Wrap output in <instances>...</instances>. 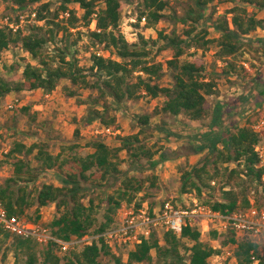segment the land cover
<instances>
[{
  "label": "trees",
  "instance_id": "1",
  "mask_svg": "<svg viewBox=\"0 0 264 264\" xmlns=\"http://www.w3.org/2000/svg\"><path fill=\"white\" fill-rule=\"evenodd\" d=\"M124 1L134 0H60L59 9L52 13L51 4L44 3L43 0H0V3L16 6L17 10H27L38 5L33 12L36 14L35 24L45 21L49 27V37L46 38L43 34L46 25H33L27 32L22 27L14 32L8 25L0 26V56L12 47H21L39 62L34 65L26 61L21 66L23 73L19 82L0 77V99L22 91L43 90L51 94L63 80H70L72 86H65L64 91L71 98H81L80 90H91L99 94L96 97L91 95L90 102H82L88 105V114L84 117L85 126L99 122L102 127L120 131L112 108L122 107L129 101H139L144 97L165 98L163 106L157 109L159 115H184L189 120L198 122L212 116L210 129L199 135V145L195 148L196 154L209 152L210 156L201 163L188 164L187 168L180 167V193L202 197L205 190L214 188L213 182L223 177L226 180L222 187L224 200L210 203L214 211L228 214L250 208L253 204L264 207L248 197V192L254 189L258 191L257 187L262 186L264 191V167L260 166V159L255 151L256 146L264 140V132L257 133L254 130L256 123L264 118V109L250 114L243 126L237 120L231 127H225L224 117L227 114L235 116L232 107L224 101H218L213 112L208 108V97L217 94V83L206 77L202 62L182 60L191 48L207 51L212 44L217 43L220 48L217 56L228 66L225 73L248 76L250 73L245 66L244 75H240L234 59L250 55L262 62L264 37L254 39L252 34L258 28H264V19H260L255 12H250L249 5L256 12L263 11L264 0H229L236 3L230 11L231 20L228 16L220 17L213 25L221 33L218 39L209 38L210 31L202 23L212 0H192L195 7L189 6L184 15H176L174 18L175 22L190 26V29L184 31L188 38L182 39L176 30H173L171 36L160 32V39L168 40L165 48L174 50L173 59L168 61V67L173 71L174 82L171 87L162 85L165 65L152 60L149 41L141 36V42L130 43L121 31ZM99 2L104 7L100 8ZM73 3H79L85 11L83 20L84 26L89 28L88 36L111 54L109 57L92 55L90 74L86 73L88 70L81 67L77 59L67 61L69 45L67 49L58 47V55L62 61L57 65H53V60L49 61L50 57L44 50L48 42H56L61 32L64 33V40L69 41L73 34L71 30L77 27L79 21L75 11L70 8ZM139 7L142 9L137 25L145 19V27L150 29L155 28L166 17L170 1L141 0ZM94 20L97 22V30H91ZM30 110L31 106H27L22 112L29 114ZM152 118V114L142 115L138 121L140 132L120 136V146L111 147L105 140L95 139L90 145L94 152L86 157L76 155L69 158L65 156L64 150L55 155L39 144L27 147L23 143H17L8 152L14 171L0 185V203L9 215L26 217L35 222L38 220L33 218V214L41 219L45 207L56 205L59 216L50 227L57 238L66 242L73 238L103 234L114 225L116 213L123 205L135 203L138 194L148 188V183L153 188L158 181L157 176H131L129 171L121 168L124 161L120 153L128 151L134 159L135 170L144 173L154 171L161 163L173 160L168 153L153 151L142 143L141 134L152 127ZM80 135L81 129L78 127L76 137L79 138ZM35 152V158L39 162L37 167L28 159ZM159 154L160 159H156ZM215 156L217 158L213 159ZM144 158L148 159L147 164L139 162ZM224 164H236V167H224ZM211 165L214 170L210 168ZM46 170L59 172L62 186L44 184L38 187L37 180L42 171ZM95 171L101 173L103 180L123 178L116 194L107 199V222L99 227H95L94 201L91 200L89 205L85 203L84 199L90 189L82 181H88V174ZM229 186H236L240 191L227 189ZM137 207H142V201L137 202ZM212 236L215 241L218 240L217 232L214 231ZM230 237L225 242L237 243L232 235ZM162 238L155 232L150 239L131 251L125 262L123 256L114 253L101 238L91 245H85L81 250L69 249L64 255H59L61 247L58 243L51 242L41 247L33 239L11 235L0 225V256L4 246H8L9 251H14L16 264L20 261L23 264H112V261H102L106 257L113 258L116 264H209V259L217 253L212 241L203 240L201 231L195 226L185 228L180 237L171 231H165ZM235 256L237 264H255L257 261L258 264H264L261 245L251 240L239 242ZM6 257L7 252L3 253L2 260L6 261Z\"/></svg>",
  "mask_w": 264,
  "mask_h": 264
},
{
  "label": "rangeland",
  "instance_id": "2",
  "mask_svg": "<svg viewBox=\"0 0 264 264\" xmlns=\"http://www.w3.org/2000/svg\"><path fill=\"white\" fill-rule=\"evenodd\" d=\"M141 0H134L132 2H123V19L121 23V31L125 34L127 40L130 43L141 42V36H144L149 41V48L152 49V60L154 62H162L165 65V76L162 80L163 86H173V71L168 67V61L173 59L174 50L166 49L168 40L160 39V32L163 31L165 35L171 36L173 30L178 32V35L182 39H187L185 34L186 29H190V26L183 25L175 22V16H181L186 13L189 6H194L192 0H169L170 8L166 11V17L155 27L147 29L145 27L146 22L143 21L139 26L138 16L142 8L139 7ZM44 3H50L52 13L57 11L60 7V0H43ZM236 3L229 0H212L209 9L206 11V18L202 21L204 27L210 31L209 38L218 39L221 37V33L213 27L214 24L219 21L220 17L228 16L231 20V9ZM38 5H35L27 10H17L16 6L0 3V26L7 25V21H14L21 24V27L27 32L33 25H46L45 21L35 24L34 21V9ZM99 7H104L102 2H99ZM70 8L75 11V16L79 19L77 27L72 28V35L69 41L66 42L63 38L64 33L61 32L57 36L56 42H48L45 46V53L50 57L49 61H54L53 65H57L61 62V58L58 55V47L67 49V61L77 59L81 67H85L90 74L89 68L92 66V55L99 54L104 57L111 56L110 52L105 51L103 46L98 45L89 36V28L84 26L85 21L83 16L85 11L81 9L79 3H73ZM249 11L255 12L260 19H264V10L255 11V8L249 5ZM21 15L25 16L24 22ZM63 17V15H61ZM47 25L43 34L45 37H49ZM92 30V29H91ZM81 32V35L79 34ZM264 37V28H258L255 33L252 34V38ZM76 42V44H75ZM220 50L217 43L210 46L209 50L191 48L187 50L186 54L182 57V60L199 61L205 66V75L209 80H214L217 83V95L208 97V108L213 112L215 105L218 101H224L232 107L234 110V117L226 115L224 117V126L231 127L234 121H240L243 126L246 123L247 117L252 114L250 107H252V101L250 95H245L246 79L236 78L234 74H226L225 70L228 66L223 60H220L217 56V52ZM117 59L116 56H113ZM248 57L240 56L239 59H234L237 64V68L240 71V75H244V64ZM31 62L37 65L39 62L34 60L32 56L26 53L21 47H12L9 50L1 53L0 56V77L5 78L12 82H19L22 80L23 68L25 62ZM19 65V66H18ZM65 86H72L70 80H63L61 85L50 95L43 90L37 91H22L11 93L5 98L0 99V185L13 175V167L11 165V158L8 156L10 149L14 148L17 143H23L27 147H31L35 144L44 146L50 153L57 155L62 150L65 151V156L72 158L73 156L86 157L94 152V149L90 146L95 139L105 140L111 147L120 146V136L133 135L140 132L138 125L139 118L145 114H152L151 130H147L144 134H141L142 143L151 150L166 152L169 154L172 161L161 163L154 171L141 172L135 170L134 159L128 153V151H122L120 157L123 159L122 169L129 171L131 176H138L141 178L157 176L158 181L156 187H150L138 194V198L133 203V206H137V202L142 201V207L144 205H150L151 207H161L167 201L174 204L185 205L191 203L193 199L199 200L203 205L210 206V203L224 200V194L222 187L226 181L223 177L219 178L212 185L214 188L205 190L202 197H194L189 194L182 195L180 193L181 187V173L180 167H188V164L195 165L203 162L210 156L209 152L203 154H196L195 148L199 145V135L210 129V123L212 116L205 121H191L186 116L181 115L173 117L166 114H158L157 109L163 106L165 101L164 97L158 99H151L144 97L139 101H129L122 107L114 106L112 108V114L117 116L118 123L120 125V133L114 135L98 134L103 127L99 122H95L90 126H85L84 117L88 114V105L82 102H90L89 97L91 95L98 96L97 92L91 90H80L81 98H71L65 91ZM236 87V88H233ZM75 88V87H73ZM242 88V91L239 90ZM219 96H222V100H219ZM20 100L21 105L15 109H9L8 106L15 100ZM84 102V103H85ZM31 106L30 113L22 112L24 107ZM41 106V108L36 107ZM250 110V111H249ZM263 119H260L255 126L260 124ZM80 127L81 135L76 137V129ZM256 127H254V130ZM256 131V130H255ZM77 146V147H76ZM74 147V148H71ZM32 154L28 159L31 160L34 167L39 166V162L36 160L35 155ZM160 159V154L155 157ZM215 156L213 159H216ZM140 163L147 164L148 159L144 158L139 161ZM138 167V165H136ZM224 167L234 168L236 164H224ZM210 168L214 170V166ZM75 169V168H74ZM90 179L88 181L82 180L85 187L90 190L87 193L85 203L90 204V201H94L96 207L94 212L95 227L107 222L108 203L107 199L110 196H114L119 189L122 179L110 178L103 180L100 172H90L88 174ZM44 184H54L56 186H62L59 172L55 170L42 171L41 176L37 180V186L42 187ZM102 186H99L101 185ZM257 190L248 192V197L253 202L264 205V191L263 187H257ZM227 189H235L240 191V188L236 186L227 187ZM127 205V204H125ZM132 206V205H131ZM241 206V205H240ZM120 210V209H119ZM117 211V215L118 212ZM33 214V213H32ZM59 216L56 205L52 204L45 207L42 211V218L37 219V215L33 214V218L38 220L47 227ZM26 218V217H25ZM165 231H162L159 235L163 237ZM163 239V238H162ZM215 241L212 234L205 233L203 240L215 241L213 244L220 249V253L224 255L228 260L224 261V264H232L233 257L235 256L236 248L233 242H225L231 239L230 236L217 238ZM11 244V240L9 241ZM8 244V245H9ZM41 247L47 244H40ZM8 246H4L1 251L0 263L1 264H16V258L14 251H9ZM221 247V248H220ZM82 245H75L71 249L81 250ZM8 250V251H7ZM185 251V250H184ZM7 252L6 261L2 260L3 253ZM233 256H228V253ZM59 255H64L66 252L60 249ZM123 256L124 261L128 260V257L124 255V252L120 254ZM156 255V252H154ZM190 253L187 254V263H189ZM113 258H103L102 261L116 264ZM19 264H23L22 261ZM237 264V262H234Z\"/></svg>",
  "mask_w": 264,
  "mask_h": 264
},
{
  "label": "built area",
  "instance_id": "3",
  "mask_svg": "<svg viewBox=\"0 0 264 264\" xmlns=\"http://www.w3.org/2000/svg\"><path fill=\"white\" fill-rule=\"evenodd\" d=\"M36 16V14L34 13ZM24 22L25 16L21 15ZM145 21V19H144ZM10 29L17 32L21 24L14 21L6 23ZM92 30H97V22L93 21ZM22 103L20 100L13 101L8 108L15 109ZM256 127L257 133L264 132V120ZM120 133L111 127H103L98 134L114 135ZM260 159V166L264 167V140L255 148ZM0 225L5 231L14 236L25 239H33L40 244H50L56 242L62 251L67 252L75 245H91L95 240L103 239L120 256L122 252L129 257L131 251L135 250L145 240H148L156 232L171 231L177 236H182L188 226L197 227L202 235L212 234L214 231L219 237L231 236L237 241L233 243L237 247L243 240H251L261 245L264 251V207L253 204L250 208L224 214L214 211L211 207L203 205L199 200L193 199L191 203L185 205L174 204L170 201L161 207H151L144 205L141 208L131 205H123L119 210L114 225L103 234L87 235L82 239L73 238L66 242L57 238L51 228L41 222H35L25 217L11 216L0 203ZM217 250L210 259L209 264H224L225 258L220 249ZM221 248V247H220ZM228 256H233L230 252ZM237 258L233 257V263ZM257 261L255 264H258Z\"/></svg>",
  "mask_w": 264,
  "mask_h": 264
},
{
  "label": "crops",
  "instance_id": "4",
  "mask_svg": "<svg viewBox=\"0 0 264 264\" xmlns=\"http://www.w3.org/2000/svg\"><path fill=\"white\" fill-rule=\"evenodd\" d=\"M247 57L248 59L245 60L243 64L248 69V72L250 74L244 77V79L247 80L245 83L246 85L245 95L247 97L250 95L249 98L252 101V107H250V110L252 111L253 109L252 112H257L264 109V57L262 58V62L254 59V57H251L250 55H248ZM236 78L243 79V77L237 75ZM239 90L242 91V88H239ZM46 96L48 97L51 96L52 99L54 98V96L50 94H47ZM218 98L219 100H222V96H219ZM36 107L41 108V106H36ZM212 243L214 244L215 241H212Z\"/></svg>",
  "mask_w": 264,
  "mask_h": 264
}]
</instances>
